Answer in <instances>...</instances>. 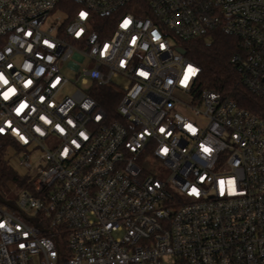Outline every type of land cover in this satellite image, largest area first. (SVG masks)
Returning <instances> with one entry per match:
<instances>
[{
    "label": "built area",
    "instance_id": "1",
    "mask_svg": "<svg viewBox=\"0 0 264 264\" xmlns=\"http://www.w3.org/2000/svg\"><path fill=\"white\" fill-rule=\"evenodd\" d=\"M64 1L0 0V136L24 179L0 200V264H264V118L178 49L237 36L264 95V0H71L67 23ZM119 76L112 118L92 94Z\"/></svg>",
    "mask_w": 264,
    "mask_h": 264
},
{
    "label": "trees",
    "instance_id": "2",
    "mask_svg": "<svg viewBox=\"0 0 264 264\" xmlns=\"http://www.w3.org/2000/svg\"><path fill=\"white\" fill-rule=\"evenodd\" d=\"M68 16L66 23L79 8V4L65 0L63 2ZM116 15L111 17H98L95 29L102 36H111L115 29ZM186 48L188 57L201 68L200 86L231 97L238 104L260 117L264 118V95H260L249 89L241 79L239 68L233 57L242 51L240 38L221 29L211 32L209 35L181 42ZM113 86L99 84L92 95L99 102L106 113L116 118L117 103L121 98V92ZM14 142L7 137L0 136V188L9 182L22 185L24 179L9 165L5 159V151Z\"/></svg>",
    "mask_w": 264,
    "mask_h": 264
},
{
    "label": "rangeland",
    "instance_id": "3",
    "mask_svg": "<svg viewBox=\"0 0 264 264\" xmlns=\"http://www.w3.org/2000/svg\"><path fill=\"white\" fill-rule=\"evenodd\" d=\"M65 19V14L63 13L62 10L60 9H56L54 10L48 18L47 23L45 24V27L47 25H60L63 20ZM66 74L72 79V80H76V73L73 72L70 69H66ZM130 81L122 76L116 77L113 79V83L111 84V86H113V88L118 92H121V89L128 84ZM78 85L82 88V90L84 92H86L88 90V88L90 87L89 85H85L84 83H82L80 80L78 81ZM74 88H71V93L74 92ZM115 91V93H116ZM32 163H34V161H32ZM20 193H21V188L20 186L16 183V182H9L8 184H6L3 188H0V196L4 199H8V200H13V201H19V197H20Z\"/></svg>",
    "mask_w": 264,
    "mask_h": 264
},
{
    "label": "water",
    "instance_id": "4",
    "mask_svg": "<svg viewBox=\"0 0 264 264\" xmlns=\"http://www.w3.org/2000/svg\"><path fill=\"white\" fill-rule=\"evenodd\" d=\"M178 49H179V51L182 52V53H185V52H186V50H185L184 48H182V47H179ZM0 200L3 201V202H7V203H9V202L6 201L5 199H3L1 196H0ZM11 204H12V203H11ZM12 206H15V205L12 204Z\"/></svg>",
    "mask_w": 264,
    "mask_h": 264
},
{
    "label": "snow or ice",
    "instance_id": "5",
    "mask_svg": "<svg viewBox=\"0 0 264 264\" xmlns=\"http://www.w3.org/2000/svg\"><path fill=\"white\" fill-rule=\"evenodd\" d=\"M83 15V14H82Z\"/></svg>",
    "mask_w": 264,
    "mask_h": 264
}]
</instances>
